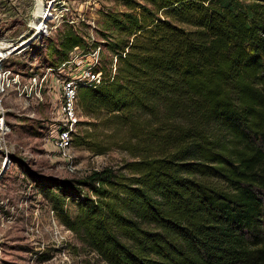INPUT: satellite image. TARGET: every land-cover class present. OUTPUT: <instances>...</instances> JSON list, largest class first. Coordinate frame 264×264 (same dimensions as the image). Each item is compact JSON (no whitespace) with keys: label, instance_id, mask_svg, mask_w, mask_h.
Segmentation results:
<instances>
[{"label":"trees","instance_id":"trees-1","mask_svg":"<svg viewBox=\"0 0 264 264\" xmlns=\"http://www.w3.org/2000/svg\"><path fill=\"white\" fill-rule=\"evenodd\" d=\"M118 1L97 32L116 71L80 91L79 126L131 160L39 182L60 222L103 264H264V0ZM57 47L54 64L88 46Z\"/></svg>","mask_w":264,"mask_h":264},{"label":"rangeland","instance_id":"rangeland-1","mask_svg":"<svg viewBox=\"0 0 264 264\" xmlns=\"http://www.w3.org/2000/svg\"><path fill=\"white\" fill-rule=\"evenodd\" d=\"M69 4L76 9L74 14L81 22L80 33L65 31L63 34L67 28L62 25L39 45L21 57L13 55L3 65L28 75L55 68L59 63L54 64V52L65 34L78 35L85 43L87 40L103 43L97 33L105 23L103 12L128 11L118 0H70ZM32 12L33 0H0V38L22 34ZM101 45V66L110 68L114 56ZM48 96L44 90L42 99L34 94L27 97L10 93L0 107V264H103L60 222L53 198L63 194L41 183L81 179L105 168L120 171L124 162L131 159L112 145L103 155L87 150V141L101 146L112 143L108 131L88 124L79 126L74 133V140L84 146L74 142L68 157H63L50 139L57 122V109ZM78 116L80 122L94 123L80 111ZM78 202L65 198V214L74 217Z\"/></svg>","mask_w":264,"mask_h":264},{"label":"built area","instance_id":"built-area-1","mask_svg":"<svg viewBox=\"0 0 264 264\" xmlns=\"http://www.w3.org/2000/svg\"><path fill=\"white\" fill-rule=\"evenodd\" d=\"M70 0H33V12L27 23V29L14 38H0V107L3 99L10 93L19 96L41 98L42 90L55 103L57 122L51 131V142L59 153L67 158L74 140V133L79 127L81 117L78 107V95L86 88L100 86L106 77L100 68L102 45L86 41L87 48L74 47L68 57L55 68H46L45 72L25 74L15 72L3 65L13 55L21 57L32 47L46 40L52 30L62 25L63 30L80 33L83 29L74 14L76 9ZM80 16V14H79ZM33 71V70H32ZM116 71V57L111 65V77ZM52 75L54 77L52 78ZM53 96V97H52ZM52 102V101H51ZM81 112V111H80ZM55 133V135H54Z\"/></svg>","mask_w":264,"mask_h":264}]
</instances>
